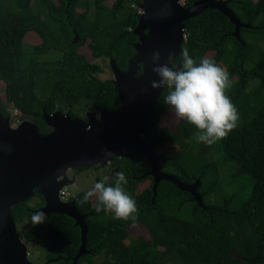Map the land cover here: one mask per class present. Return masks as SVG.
<instances>
[{"label": "trees", "instance_id": "1", "mask_svg": "<svg viewBox=\"0 0 264 264\" xmlns=\"http://www.w3.org/2000/svg\"><path fill=\"white\" fill-rule=\"evenodd\" d=\"M105 1L93 0L90 14L86 3L79 0H57L58 5L41 0L46 8L44 20L32 12L31 0H0V82L5 99L21 114L33 118L41 130V114L50 113L56 103L65 100L76 104L85 99L97 113H112L118 108L112 81L98 80L97 65L87 63L76 52L88 41L93 58H108L121 72L129 69L137 42L132 32L137 16L129 5H138L140 0H116L110 7L104 6ZM182 1L183 7H189L201 0ZM221 1H227L226 7L246 26L238 29V38L224 15L207 9L184 22V41L175 58L176 63L183 48L197 62L205 53L213 52L209 59L224 66L231 63L228 75L238 77L234 90L226 95L240 112L242 123L212 145L196 141L193 135L191 143L171 162L176 173L170 175L186 185L196 183L199 200L164 180L158 182L153 196L151 183L145 192L133 197L138 220L150 237L145 241L128 237L122 220H114L103 211L97 213L90 200L80 203L85 193L76 194L71 202L84 216L86 227L85 252L79 257L80 229L64 214L45 215L43 223L32 224L18 235L48 253L45 264H92L93 257L100 254L104 257L101 264H163L170 256L180 264H264V101L243 92L254 77L264 80V50L251 47L244 36L264 41V0ZM77 8L82 12L76 13ZM27 32L36 33L41 42L25 53L21 44ZM50 52L56 54L55 60H39ZM167 90L164 87L149 108L141 137L143 142H153V151L166 141V129H159L158 135L151 137L148 128L156 106L164 104ZM216 152L234 164L231 181L247 177L244 185L250 188L245 196L230 195L221 207L204 202L217 182L215 164L206 155ZM157 159L159 170L165 172L162 158ZM111 160L115 162V174L122 171L127 177L125 191L149 178V163L132 149ZM114 180L107 184H114ZM32 197L39 198L35 206H28V199L11 208L14 223L31 221L32 214L43 206L41 197L34 193ZM187 203H191V209L182 218Z\"/></svg>", "mask_w": 264, "mask_h": 264}, {"label": "water", "instance_id": "2", "mask_svg": "<svg viewBox=\"0 0 264 264\" xmlns=\"http://www.w3.org/2000/svg\"><path fill=\"white\" fill-rule=\"evenodd\" d=\"M226 3L201 0L183 7L179 0H141L139 9L144 26L140 27L141 20H137L132 31L137 37L133 44L136 55L129 60V69L121 72L110 60L118 108L112 113L101 111L96 121L90 118L84 123L58 113L43 114L44 124L52 128L44 134L28 123L9 130L6 119L0 115V264H31L26 257L25 244L15 231L10 210L33 193L43 202L35 212L42 211L46 216L64 214L74 220V225L80 229L81 241L76 258L85 252L84 216L76 211L73 202L59 201L58 192L66 181L56 178L68 169L103 165L128 149L149 163L146 175L152 179L153 196L158 182L164 180L199 200L195 193L196 183L183 184L173 175L159 170L153 142H143L141 134L148 110L163 89L151 88V82L158 79L152 72L153 53L160 52L159 63L166 61L169 52L176 58L184 41V22L207 9L224 15L233 25V35L238 38V29L246 26L234 17ZM180 59L175 63L177 69Z\"/></svg>", "mask_w": 264, "mask_h": 264}, {"label": "rangeland", "instance_id": "3", "mask_svg": "<svg viewBox=\"0 0 264 264\" xmlns=\"http://www.w3.org/2000/svg\"><path fill=\"white\" fill-rule=\"evenodd\" d=\"M53 4L58 5L57 0H50ZM80 2L86 3L88 8V13H92L93 11V0H79ZM115 0H106L104 2L105 7H110ZM253 3H255L256 0H251ZM179 3L182 5L183 1L179 0ZM130 4L129 8L133 10L137 16L138 22H140V27H143L144 24L142 22V11L139 9V5ZM30 8L34 14L40 15L41 19L46 20V8L42 4L41 0H31L30 2ZM76 13H81L82 9L77 8ZM133 31V30H132ZM246 42L251 45V47H254L256 49L264 50V41H259L257 37L252 35H244ZM41 40L38 37V35L34 32H27L22 40V51L25 53H28L32 50V48L35 45L40 44ZM88 41L85 42L84 45L80 46L77 49V54L82 56L84 60L89 64H95L99 68V72L95 74V77L100 80H113L114 75L112 73L111 67H110V60L108 58H93L90 54V51L87 47ZM213 52H207L204 55V58H211L213 57ZM57 58L56 54L54 52H50L45 56H42L39 58L40 61H53ZM252 65V61L248 62ZM220 67L224 68L226 71L228 67L231 65L229 63L228 65H222L218 64ZM264 77V72L262 73ZM229 81L230 86L226 89V93L231 92L234 90V86L236 85L238 81V77L235 74L229 75ZM169 89L166 92V95L168 94ZM243 92L245 94L251 93V98L253 97H261L264 101V80L261 77H254L251 79L243 88ZM0 105L2 107V112L0 108V115L1 117L5 118L7 123V128L10 129H16L20 124L22 123H28L32 127H34L36 130L42 132L43 129H45V133H49L52 131V128L49 126H46L43 122V129L41 130V127L38 126V123L33 120L31 117L24 116L21 114L17 109L13 108V106L8 103L5 99V93L3 89V83L0 82ZM238 111V110H237ZM58 113L59 115L63 116H69L68 113L73 114V117H70L72 119H78L80 122L86 123L90 118H92L94 121L98 120L99 113L93 111L91 109V103L88 102L85 99H80L78 103L73 104L69 100H65L63 103L59 102L54 105V109L46 114L43 112V114L51 116L53 114ZM155 114L152 115L151 121L149 123L148 128V134L151 137H155L158 135V131L161 128L166 129V141L163 143H160L155 150V155L157 157L162 158L161 166L168 174H174L176 171L171 167V162L175 158L176 155L182 154L184 149L187 147L188 144L191 143L190 138L193 137L195 128L188 124L186 121L178 119L173 110L166 105L165 103L161 106H156ZM41 114V117L42 115ZM239 114V120L237 122V126H239L242 123V120L240 118V112ZM43 118V117H42ZM43 120V119H42ZM37 131V134L39 135ZM43 133V132H42ZM44 133V134H45ZM144 136V132L141 134V137ZM196 140V139H195ZM197 141V140H196ZM182 144V145H179ZM201 143V142H200ZM206 156H208V161H212L215 164L216 167V176H217V182L213 187L212 193L204 200V202L207 205L214 206V207H221L223 204V200L228 198L232 194H242V196H245V192H249L250 188L246 185V181H248L247 177H241V179H238L237 181L233 182L230 179V175L234 172V164L231 162H226L223 159L222 154L219 152L216 153H208ZM115 177V162L112 160H109L103 165H93L91 167H87L82 170H75L74 168L68 169L65 173L58 176L56 178L57 181L65 180L66 183L61 187V189L58 192V199L62 203H69L67 202V199L73 195H76L78 193H86L90 189L93 188L94 184L99 182L102 179H106V183L108 181H111ZM209 181L212 180L211 174L208 175ZM151 184L150 178L145 179L143 182L131 186L126 192L129 194L132 198L136 195H139L143 192H145L148 187ZM30 200L27 202V205L30 207L35 206L37 203H39L38 197H30ZM242 199V198H241ZM237 200H240L238 198ZM239 202V201H238ZM90 203L92 205L95 204V197L90 199ZM191 203H187L185 206V213L180 214L182 218L186 217L191 209ZM109 215V214H105ZM181 218V217H180ZM124 222V230L127 232L128 237L130 238H142L145 241H149L150 237L148 234V231L145 229V227L142 225V223L137 220L134 224L133 222L129 221H123ZM33 223L29 220H24L21 223H14L15 225V231L17 235H21L22 232L29 226H31ZM19 239L25 244L26 247V253H27V260L31 264H45L46 263V257L48 256V253L39 248L38 246H35L30 243H25L22 238L19 237ZM126 243V241L124 242ZM159 250H162L159 248ZM104 257L102 254L97 255L93 257V263L92 264H101ZM163 264H180L179 260L177 258L172 259L171 256L168 259H164Z\"/></svg>", "mask_w": 264, "mask_h": 264}, {"label": "clouds", "instance_id": "4", "mask_svg": "<svg viewBox=\"0 0 264 264\" xmlns=\"http://www.w3.org/2000/svg\"><path fill=\"white\" fill-rule=\"evenodd\" d=\"M180 57L177 69L172 52L168 53L164 63H159V51L153 53L152 72L158 79L151 82V88L167 87L169 91L164 103L178 119L196 129L194 138L198 142L212 145L235 129L239 120L235 105L226 95V89L230 86L228 72L209 58H201L197 62L187 48L181 50ZM106 179L95 183L80 203L95 197L97 213L103 211L111 214L114 220H130L134 224L138 220V208L135 199L125 191L124 186L128 183L125 173L117 172L114 184H107ZM44 221L42 211L34 212L31 216L34 225Z\"/></svg>", "mask_w": 264, "mask_h": 264}, {"label": "flooded vegetation", "instance_id": "5", "mask_svg": "<svg viewBox=\"0 0 264 264\" xmlns=\"http://www.w3.org/2000/svg\"><path fill=\"white\" fill-rule=\"evenodd\" d=\"M116 1V0H115ZM114 1V2H115ZM46 132V131H45ZM75 170H80V169H78V168H74ZM83 169H85V168H83ZM150 178V177H149ZM150 180H151V183H152V179L150 178ZM79 194V193H78ZM75 195H73V196H71V197H69L68 199H67V202H71V199L74 197Z\"/></svg>", "mask_w": 264, "mask_h": 264}]
</instances>
